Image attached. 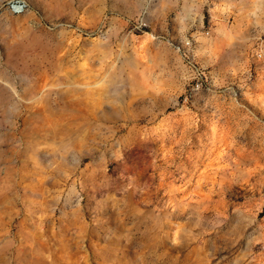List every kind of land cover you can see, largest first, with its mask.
<instances>
[{"label":"rangeland","instance_id":"374dc122","mask_svg":"<svg viewBox=\"0 0 264 264\" xmlns=\"http://www.w3.org/2000/svg\"><path fill=\"white\" fill-rule=\"evenodd\" d=\"M24 1L0 264H264V0Z\"/></svg>","mask_w":264,"mask_h":264},{"label":"built area","instance_id":"2783aa9c","mask_svg":"<svg viewBox=\"0 0 264 264\" xmlns=\"http://www.w3.org/2000/svg\"><path fill=\"white\" fill-rule=\"evenodd\" d=\"M28 9V4L24 0H0V13L6 10L14 15L23 14ZM131 31L139 32L148 28V23L144 18H140L131 23ZM186 54H189L188 50L191 48V42L186 45ZM188 57V55H186Z\"/></svg>","mask_w":264,"mask_h":264}]
</instances>
